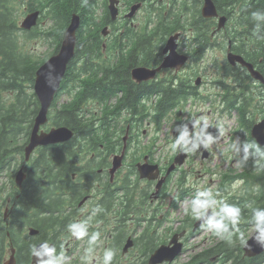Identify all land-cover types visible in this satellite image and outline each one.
Returning <instances> with one entry per match:
<instances>
[{"label": "flooded vegetation", "instance_id": "af4514ba", "mask_svg": "<svg viewBox=\"0 0 264 264\" xmlns=\"http://www.w3.org/2000/svg\"><path fill=\"white\" fill-rule=\"evenodd\" d=\"M135 2H141V9L147 5L154 9L150 17L154 19L156 15L158 32L162 33H160L159 39L149 38L151 24L147 23L146 27H142L140 24L134 23L137 14L131 19L124 17L130 4ZM202 3L203 0H138L132 2L117 0L119 14L110 25L108 24L109 34L99 37L103 52L101 57L105 60L108 59L107 62L110 60L115 73H122L126 77L124 81L127 84L128 93L131 94L132 91L129 88L145 89L154 82H160L163 87L170 84V87L174 89L180 87L181 90L186 91V99H181L177 108L174 109L176 111L174 125L178 130L176 129L177 133L171 152L166 157L160 158L156 157L149 148L146 149L147 146H144L145 150L140 149L137 153L139 148L137 147L138 130L140 127L151 124V116L148 112L135 115V113L122 108L110 111L108 116L111 117L112 124L116 128L115 131L109 130L111 133L108 136L110 138L108 141H111V151L106 153V150L103 149L105 144H100V150L93 159L92 170L95 173L91 178L89 191L84 192L78 198L74 204L75 211L71 218L69 217L73 223L59 234L51 232L41 234L39 228L27 223L16 232L15 239L17 244H20L18 248L14 246L13 241L9 238L10 235L7 234L9 245H13L15 249L16 264H35L31 261V255L40 242L52 243L53 255L50 260L38 264H104L106 253L112 255L111 264H139L143 258L145 264H148L150 252L146 255L142 254L143 248L139 241V238L145 236L144 232L148 233V227H151L153 234L158 233L162 227L161 224L165 222L167 212L173 209L177 211L178 204L186 197H190L192 193L196 198L202 196L209 200L214 199L212 193V175L214 173L212 174L208 167L213 150L207 143L217 137L223 125L213 117L209 118L206 125L202 121H204L205 115L211 112L210 106H213L212 104L215 102V95H217V102H223L222 95L225 92L218 80L250 91L252 95L246 97L253 98L257 105H253L254 110L248 112V119L255 122L264 118V110L261 109L264 108V105H260L261 101L264 102V56L258 53L255 57L247 53L257 50V48L252 33L246 30L244 24L234 30L235 28H230V24H227L226 21L222 27L217 28L218 17L201 15ZM198 11L201 16L200 21H198ZM40 19L36 26L40 25ZM170 36H175V52L185 57L184 62L179 67H161L153 78L134 80L131 76L133 68L138 66L156 68L161 64L168 53V51L163 52V49ZM150 41L151 44H149ZM238 43L242 44L239 53L234 48ZM150 45L155 49L154 54L149 53ZM216 45H221L224 49V59L222 63L218 64L220 79L215 81L213 80V60L212 67H210L211 72H209L208 64L203 65L202 63L207 52ZM228 51L240 54L246 62L251 63L263 80L254 78L245 65L239 62L232 64L227 61L226 53ZM230 73L234 74L233 79L238 77L232 83L231 79L227 77ZM115 80L121 83L119 79ZM216 85L218 90L213 92ZM141 98L139 104L152 102V99H146L145 96ZM190 102L191 104L194 102L196 105L187 107V103L190 104ZM146 106L148 105H143V108ZM221 106H223L221 111H225L226 107ZM251 107L252 105L248 106L249 109ZM167 116L169 114L164 115L161 121ZM185 127L189 131L188 135H182ZM27 140L28 135L21 152L18 151L16 154L17 161H13L9 171L7 168H3L0 173V179L6 180L7 183L10 176L13 175L15 195L13 200L10 196L6 198L7 207L16 205L20 199L23 200L22 194L26 196L27 192L22 193V184H15V173L19 168H22L25 173L23 182H25L30 170L29 160L39 148H42L36 147L30 158L25 161L24 146ZM105 143L107 142L105 141ZM261 147L264 148V145ZM123 152L121 164L111 173L112 156ZM181 152L185 155L184 163L169 169L174 157ZM244 152H246L245 147L242 150V153ZM91 155L93 156L94 153ZM193 159L197 160L198 169H193V166L190 165ZM189 161H191L190 164ZM144 162L157 166L152 171L153 174H156L154 178L140 177L137 164ZM14 168L17 170L13 172ZM71 177L75 178L76 173H72ZM223 177L224 175L221 176V180ZM189 178L191 179L189 180ZM186 179L189 180L188 183ZM159 180L162 181L158 185ZM182 189H184V194H182ZM219 189L225 190V187L220 186ZM199 193H204V195H199ZM229 200L226 201L225 206L228 205ZM106 204L109 206L106 207ZM7 207L5 210L8 209ZM208 209L215 213L211 207L205 209L204 213ZM191 219L196 220L197 218L192 216ZM32 228L34 230L31 231ZM181 229L183 228L179 227L174 233L180 232ZM186 229L187 235L190 230ZM118 234L123 237L120 244L117 240ZM185 237L182 239L183 241H185ZM128 238L132 239L133 245L124 250Z\"/></svg>", "mask_w": 264, "mask_h": 264}, {"label": "trees", "instance_id": "16d2710c", "mask_svg": "<svg viewBox=\"0 0 264 264\" xmlns=\"http://www.w3.org/2000/svg\"><path fill=\"white\" fill-rule=\"evenodd\" d=\"M213 1L218 11L225 13L228 18L235 15L237 25L233 26L234 30L244 24L246 30L252 33L257 50L247 53L255 57L258 53L264 56V20L253 17V13L264 12V0ZM106 2L107 0H26L23 5L25 12L39 10L42 18H49V26L43 27L42 32L44 37H52L54 42L48 53L34 56L20 48L17 37L19 34L33 37L37 32L18 27L17 12L11 5V0H0V173L3 168L9 171L13 161H17L16 154L22 150L38 109V101L32 90L36 69L57 51L71 14L75 12L80 16L74 55L66 66L49 112L50 125L67 126L73 131V135L66 141L39 148L30 158V170L22 184V193L27 194H22L23 200L20 199L8 211L7 223L3 219V209L8 196L14 199L13 175L0 188V264L9 250V238L15 247L20 246L15 236L21 226L28 223L39 228L41 234H59L73 223L69 217L75 211L74 204L78 198L89 191V184L95 173L92 170L93 159L100 150V144H105L103 149L106 153L111 151L109 130L115 131L116 128L108 116L110 111L122 108L135 115L148 112L151 121L158 127L162 117L173 112L181 99H186L185 90L180 87L174 89L170 84L163 87L160 82H154L145 89L129 88L132 91L131 94L128 93L124 81L126 77L122 73H115L110 60L107 62L108 59L101 57L99 32L101 26L112 23ZM100 8L102 12L98 13ZM200 18L198 11V21ZM152 21L149 17L147 23ZM155 21L149 38L159 39L162 33L158 32V22ZM241 46L239 43L234 46L237 53ZM149 47V53L154 54V47ZM233 75L230 73L227 76L231 83L238 78L233 79ZM116 78L121 83L116 82ZM218 81L225 92L222 95L224 104L228 111H237L238 123L248 134L243 143L247 153L243 169L237 175L226 173L221 184L238 178L245 184L247 194L230 197L227 205L241 210L240 218L235 224L224 221L228 225L226 234H232L231 242L220 239L213 232V237L218 239L191 253L182 264H264V252L251 257L243 255L242 245L248 236L238 235L242 232V227L256 225L255 212H264V148L258 146L249 135L253 120L248 119V112L252 110L248 106L252 105L251 108H254L253 105H257V102L253 98H247L252 95L250 91ZM28 87L30 91H26ZM61 93H65L68 98L58 102ZM12 94L13 98L5 104L4 96ZM143 96L150 100L153 98L154 102L139 104ZM143 105L148 106L143 108ZM260 105H264V102L261 101ZM72 173H76L75 178L71 177ZM191 221L192 219H186L183 226H191ZM150 229L148 227V233L144 232L145 236L139 238L144 255L161 241H155ZM119 234L118 244L123 238ZM139 264H145L144 258Z\"/></svg>", "mask_w": 264, "mask_h": 264}, {"label": "rangeland", "instance_id": "374dc122", "mask_svg": "<svg viewBox=\"0 0 264 264\" xmlns=\"http://www.w3.org/2000/svg\"><path fill=\"white\" fill-rule=\"evenodd\" d=\"M26 0H11V5L13 6L15 12H17L16 19L17 24L21 19L25 16V10L23 5H25ZM154 9L150 8V6H145L144 8L140 9L137 12L135 17L134 23L140 24L142 27L147 26V19L151 16V13ZM102 12V8L98 13ZM156 19V15L154 17ZM49 18L44 19L41 18V22L39 27L35 30L37 34L33 37H26L23 34H19L17 37L18 44L23 51H26L34 56H42L48 53L52 49V45L54 42L51 38L44 37L42 31L44 28L49 26ZM157 22V20L155 21ZM227 24H230V28L236 24V17L235 15H230L227 21ZM46 26V27H45ZM42 27V30H41ZM224 59V49H222L221 45L213 46V49L207 52V56L203 61V65L208 64L209 68L212 67L211 63L213 60L214 64V74L213 80L220 79V68L218 66L219 62L222 63ZM211 72V68L209 69ZM210 75V73H208ZM217 85L214 87L213 92H216ZM26 91H30V87L26 88ZM29 93V92H28ZM12 95H5V104L9 102V99L13 98ZM68 96L65 93H61L58 97V102L65 101ZM194 105L196 103L193 102ZM187 103V107L193 105ZM210 106L211 112L205 115L203 124H207L210 117H213L216 121L222 124L221 132L217 134V137L212 141H209L207 145L212 148L213 152H211L212 158L208 162V167L211 169L212 172V193L214 194V199L209 200L205 197H195V194L192 193L190 197H186L180 204H178L177 211L173 209L172 211L168 212V218L165 216V222H163L162 227L159 229L158 234L156 236L159 240H165L167 242L169 238L172 236L175 230L179 227H182L186 218L191 219L192 216V208H193V200H200V201H207L209 203V207L213 208L215 213L219 212L220 216H223V207L226 204V201L230 199L233 195H245L247 191L245 189V184L241 182L238 178L232 179L229 183L224 182L222 185L221 183V176L225 175L226 173H230L231 175L236 174L242 170L245 160H247V153H242L244 149L243 143L247 137L246 130L238 123V116L235 110L228 111H221L223 106L219 104L217 101ZM253 109V108H251ZM264 109V108H263ZM254 110V109H253ZM253 112V111H252ZM174 113H169V116L163 118L161 123L158 127L154 128L153 125L140 127L139 129V145L142 146L147 145L146 149H150L153 151L156 157L164 158L171 152V147L173 145V140L175 134L177 133V128H175V117ZM50 125V124H49ZM48 125V126H49ZM155 129H158L155 130ZM177 129V130H176ZM176 130V131H175ZM140 132H144L140 134ZM141 148L137 150V153L140 151ZM141 150H145L143 147ZM246 156V157H245ZM199 157V155H198ZM196 162V163H195ZM189 164L191 161L188 162ZM217 163V164H216ZM193 169L199 168L197 164V160L193 159L192 164ZM17 168L13 169V172L16 171ZM191 178H189L190 180ZM186 179V182L189 181ZM6 181V180H3ZM8 181V180H7ZM220 186H224L225 190H220ZM219 187V188H218ZM229 197V199H228ZM12 199V198H11ZM6 207V206H5ZM225 206L224 208H226ZM5 209V208H4ZM3 209V210H4ZM204 211V210H203ZM256 225L252 226H244L242 227V232L238 234L241 236H249L256 228ZM213 228L208 225V227L202 228L200 231L196 233V235L188 237L184 242V250L182 254H180L172 264H182L189 258L191 253L203 248L212 243L213 240L218 238L213 237Z\"/></svg>", "mask_w": 264, "mask_h": 264}, {"label": "water", "instance_id": "95a60500", "mask_svg": "<svg viewBox=\"0 0 264 264\" xmlns=\"http://www.w3.org/2000/svg\"><path fill=\"white\" fill-rule=\"evenodd\" d=\"M117 0H108V11L111 19H115L118 14V8L116 6ZM141 2L134 3L130 6L129 11L125 14V17H131L135 11L140 7ZM39 11L35 10L28 13L21 22V27L30 29L35 23ZM201 13L204 17H212L217 15L216 6L213 0H204L201 7ZM226 20V16L222 15L218 20V28L223 26ZM80 25V16L73 12L71 14L68 25L66 26L63 37L57 52L49 56L35 71L33 91L37 97L39 106L34 116L33 123L30 129L28 141L24 146V158L28 159L32 150L37 146H44L63 142L71 138L73 131L67 126H53L47 130L40 129L42 125L47 122V113L52 103L53 97L59 88L60 80L62 79L66 66L70 59L74 55L75 43H76V32ZM107 27H103L102 33H106ZM174 37L170 36L166 42L163 52L168 51L165 55L161 64L156 68H147L138 66L132 69L131 76L136 81L147 80L154 77L157 70L161 67H179L185 60L184 56H180L175 52ZM227 59L230 63L239 62L245 65L250 71L251 75L256 78L263 80L262 76L254 70L251 63L246 62L243 57L239 54L228 52ZM188 127V126H186ZM186 127L182 131V135H188L189 131ZM251 137L259 144L264 145V119L254 123L251 127ZM121 155H114L112 158V166L110 168L113 173L121 163ZM185 155L181 152L178 153L170 165L169 169L174 167L176 164L180 165L183 163ZM156 165L137 164L140 177L154 178L156 174H153V169ZM24 178V173L20 168L15 175V182L21 184ZM162 180L158 181L161 183ZM215 220L217 216L208 209L205 214L197 219L193 224V230L199 227L202 223L208 219ZM260 229H264V224L260 225ZM34 230L33 228L31 231ZM185 233L181 231L173 234L167 244H161L158 246L149 256L148 264H162L163 262H171L177 255L181 253L182 242L179 240ZM132 245V240L128 238L124 245V250ZM244 256H255L264 252V235L261 234L260 230H255L250 237L244 242L242 246ZM53 244L41 242L36 245L32 255V263H39L49 260L52 257ZM3 264H16L14 258V249H11L9 257L3 262Z\"/></svg>", "mask_w": 264, "mask_h": 264}, {"label": "clouds", "instance_id": "9594fccd", "mask_svg": "<svg viewBox=\"0 0 264 264\" xmlns=\"http://www.w3.org/2000/svg\"><path fill=\"white\" fill-rule=\"evenodd\" d=\"M253 17L258 20H264V12L261 13H253ZM199 195H204V193H199ZM193 208L192 214L195 218L199 219L204 215L205 209H207L210 205L207 201H200V200H193ZM223 217L221 221L212 223L210 220L209 223L211 227L214 229L215 235L218 236L220 239L227 240L231 242L232 234L228 233V225L224 221H228L232 224H235L237 220L240 218V208L239 207H226L223 210ZM255 211V210H254ZM255 219H256V230H260L261 234L264 235V229H260V225L264 224V212H255ZM243 234H241L242 237ZM112 255L111 253H106L104 258V264H111Z\"/></svg>", "mask_w": 264, "mask_h": 264}]
</instances>
